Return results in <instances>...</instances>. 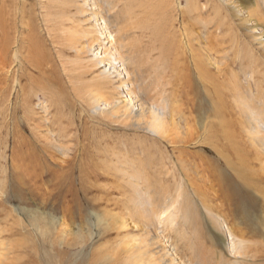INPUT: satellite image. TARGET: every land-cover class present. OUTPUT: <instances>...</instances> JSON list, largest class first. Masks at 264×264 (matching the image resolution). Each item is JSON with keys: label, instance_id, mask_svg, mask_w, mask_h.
<instances>
[{"label": "rangeland", "instance_id": "1", "mask_svg": "<svg viewBox=\"0 0 264 264\" xmlns=\"http://www.w3.org/2000/svg\"><path fill=\"white\" fill-rule=\"evenodd\" d=\"M263 129L264 0H0V264H264Z\"/></svg>", "mask_w": 264, "mask_h": 264}, {"label": "bare ground", "instance_id": "2", "mask_svg": "<svg viewBox=\"0 0 264 264\" xmlns=\"http://www.w3.org/2000/svg\"><path fill=\"white\" fill-rule=\"evenodd\" d=\"M82 12V11H81ZM80 13V12H79ZM261 13V12H260ZM49 14V13H48ZM71 15V14H70ZM74 15V14H73ZM254 16V15H253ZM68 17H69V15H68ZM78 17V16H77ZM70 18V17H69ZM68 20V19H67ZM73 20V19H72ZM71 20V21H72ZM261 20V19H260ZM23 22H27L28 23V21H23ZM74 22V21H73ZM76 22V21H75ZM74 22V23H75ZM8 25H10V24H8ZM13 25V24H12ZM80 25V24H79ZM17 27V26H16ZM14 29V27L13 26H11L10 25V30L11 29ZM9 29H8V31H9ZM51 29V28H50ZM16 30V29H15ZM8 31H7V29H6V32H5V35L7 36V34H8ZM15 32V31H14ZM33 33V32H32ZM77 33V32H76ZM84 33L85 34H93V32L92 31H90V30H88L87 31V33L84 31ZM84 33H81L82 34V36H83V34ZM187 33V32H186ZM10 34H11V31H10ZM73 34V33H72ZM84 34V35H85ZM24 35V34H23ZM21 36H22V34H21ZM26 36V35H25ZM24 36V37H25ZM9 37V36H8ZM10 37H11V35H10ZM76 37H77V35H76ZM86 36H84L83 38H85ZM35 38V36H33V40L32 39H30V41H32V42H30V44L31 45H33V42H35V47H37L38 48V46L37 45H39V42H38V39H34ZM21 39V38H20ZM25 40V39H24ZM92 40H95V37H92ZM9 41V40H8ZM65 41V40H64ZM73 41V40H72ZM98 41V40H97ZM27 42V41H26ZM67 41H65V43H66ZM68 43V42H67ZM70 43H72V42H70ZM73 43H75L74 41H73ZM96 44V43H95ZM95 44H91V45H89V46H91L89 49H92V47H94L95 46ZM9 45H10V43H9ZM26 45V44H25ZM71 45V44H70ZM69 45V46H70ZM34 47V46H33ZM68 47V46H67ZM77 47V46H76ZM85 47V46H84ZM79 48V47H78ZM38 52H39V50H38ZM82 52V51H81ZM7 53H8V51H7ZM79 53V52H78ZM84 53V52H83ZM85 54V53H84ZM121 55H122V53H121ZM82 56V55H81ZM81 58V57H80ZM125 59V58H124ZM36 62H37V59H36ZM128 74V73H127ZM128 83V82H127ZM101 93V92H100ZM101 95H102V93H101ZM102 97H103V95H102ZM107 97L108 96H106V99H107ZM104 98V97H103ZM108 99H109V97H108ZM111 99V98H110ZM97 100H98V98H97ZM105 100V99H104ZM111 100H113V99H111ZM116 100V99H115ZM112 101V102H109L108 100H106V101H108V102H106V103H108V104H111L112 103V105H113V103H115L116 102V104L117 103H119L118 101ZM132 100V99H131ZM136 100V99H135ZM103 101V100H102ZM99 103V102H98ZM125 103V102H124ZM127 103V102H126ZM129 103V102H128ZM115 104V105H116ZM134 104V103H133ZM117 105H119V104H117ZM116 105V106H117ZM111 106V105H110ZM115 106V107H116ZM120 107V106H119ZM122 107H124V108H122ZM114 108V107H113ZM120 110H123V111H125V113L127 114V111H130V107H129V105H125V106H121L120 108H119ZM114 110L116 111V109L114 108ZM244 110V109H243ZM154 111V114H153V116H151L152 117V119H151V121L149 122L150 123V126H151V128L152 129H154V131H157L158 133L159 132H163V134L165 135V130H166V125H165V119H166V116H165V113L164 112H162V111H156V110H153ZM156 111V112H155ZM121 112V111H120ZM248 113V112H247ZM124 114V113H123ZM130 115H131V113H129ZM125 115V114H124ZM152 115V114H151ZM258 126V125H257ZM256 129V128H255ZM264 130V129H263ZM227 131V130H226ZM262 131V130H261ZM259 132V131H258ZM162 134V133H161ZM262 138V140H264V136H261ZM166 139V138H165ZM125 166V165H124ZM229 189H230V187H229ZM241 196V195H240ZM245 210H247V209H244V212L242 211V217L244 218V213H245V216L247 215L246 214V212H245ZM245 219H247V217H245ZM241 252H244V251H241Z\"/></svg>", "mask_w": 264, "mask_h": 264}]
</instances>
